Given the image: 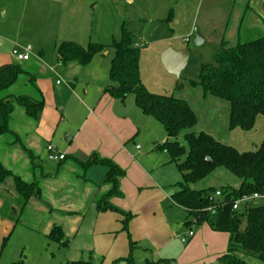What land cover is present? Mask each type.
<instances>
[{
	"label": "crops",
	"instance_id": "crops-1",
	"mask_svg": "<svg viewBox=\"0 0 264 264\" xmlns=\"http://www.w3.org/2000/svg\"><path fill=\"white\" fill-rule=\"evenodd\" d=\"M15 1L0 0V10L4 11L5 17V19L0 18V67L17 62L12 50L16 47L14 40L20 36L22 26L20 23L10 26L6 20L8 10L15 7ZM98 2L99 0H32L31 7L25 8L23 14L25 18L29 17L25 31L41 34L42 40L51 42L59 64H63L59 60L57 46L64 41L81 42L85 36L92 37L95 25V14L92 9L94 5L97 7ZM246 9H251L249 0L244 13L247 12ZM28 11H30L29 15ZM196 16L197 11L192 12L190 17L185 13L186 34L193 39L195 35L191 30L197 23ZM243 20L244 17L235 23L238 40H240ZM178 21L179 18L175 21L176 25ZM229 24L230 22L227 21L224 28H221L223 38L219 41L220 44L225 40V34H229ZM14 29L16 31H13ZM200 32L204 37L203 44L211 41L212 32L208 24L206 31L201 29ZM33 43L39 55L46 53L42 44L36 41ZM166 48L168 47L163 51ZM175 49L190 50L189 60L194 54V50L189 46L175 47ZM99 54L110 56L111 51L108 49ZM30 61L31 57L25 62ZM25 70L29 75L20 74L17 81L9 87L11 91L7 95H19L12 87L17 85L20 76L24 75L22 85H25V88L20 92L39 100L43 96L45 106L36 119L29 117L25 109L20 108L19 125L14 123L12 114L9 121L11 136H8V133L0 136V149H4L0 150V162L25 181L38 180L41 188V193L38 195L40 201L44 197L45 188L53 186V189L57 190V197L52 201L66 202V209H58L56 205H52L49 213L65 210L67 219L76 216L81 219L79 229L83 236L79 243H76V238L80 235L79 230L70 235L68 246L54 242L60 251V264H66V249L71 253L67 257L68 261L87 259L92 254L97 264L100 262L112 264L129 256L132 257L134 264H158L161 260H166L169 264H221L219 258L228 251L230 235L215 231L207 222L199 224L189 219L187 211L172 200L171 196L177 190L181 173L178 170L179 179L174 176L173 166L176 164L171 162L167 152L156 150L158 143L162 144L168 139L167 133L164 130L162 139L153 140L149 151H142L141 145L136 143L139 134L136 120L139 117L156 120L143 114L137 107L134 96L130 107L126 108L124 102L131 95L121 100L104 93V88L111 83L110 67L106 74L105 69L95 68L93 70V80L97 87L95 94L91 92L92 90L90 92L86 90L85 97L80 99L79 105L67 111V106L64 105L65 112H62L63 108L60 105L63 103L56 94V89H61L63 85L62 81L57 84L58 80L54 83L51 78L45 79L42 75ZM28 84L31 85V89L26 87ZM16 111L15 105L14 112ZM75 115L81 116L79 121L77 120L74 125L68 127L69 130L66 129L63 134L58 135L57 132L64 118L69 121L75 118ZM131 141L134 144L129 145ZM48 144H53L66 155L64 160L57 161L55 174L50 171L45 172L38 163L40 154ZM7 153L20 161L10 163L11 159L8 158ZM93 154L99 158L112 160L125 171V174L118 179V190L121 194L112 195L107 201L119 210L132 214L127 228L124 224L125 218L120 212L100 211L98 208L97 199L112 188L111 184L105 182L108 167L103 164H93L84 170L75 160L85 161ZM92 169L103 174L102 183H97L99 181ZM20 172H28V174L23 175ZM3 205L4 199L0 200V208ZM174 207L187 213L183 223H181V215L174 210ZM188 221L192 222L188 225ZM196 225H200L197 232L193 229ZM47 229H44L42 236L49 240L46 236ZM190 230L195 232L192 238H189ZM63 231L65 232L64 229ZM184 237L188 238L187 242H182L181 239ZM131 242L134 243L133 247ZM121 264L128 263L123 261ZM247 264L258 263L248 259Z\"/></svg>",
	"mask_w": 264,
	"mask_h": 264
},
{
	"label": "rangeland",
	"instance_id": "rangeland-1",
	"mask_svg": "<svg viewBox=\"0 0 264 264\" xmlns=\"http://www.w3.org/2000/svg\"><path fill=\"white\" fill-rule=\"evenodd\" d=\"M247 1L99 0L97 7H95L94 3L91 4L92 6L94 5L92 11L95 14L92 37L85 36L81 42H75L86 45L89 41H98L111 45L115 39H120L121 27L125 24V27L133 36L134 44L140 48V77L145 88L151 93L184 98L190 103L197 115V125L182 132L178 137L179 141L183 142V134L185 132L205 131L216 139L235 146L242 152L250 151L259 146L264 140V116L259 115L257 117L256 123L251 130L231 128L229 125V102L219 99L209 92L206 93L199 85L193 86L190 83L191 79L197 78L202 63L214 61L216 53L220 50L221 44L219 41L223 38L221 28H224L227 21L230 22L228 26L229 34L226 33L224 39L230 41V43L226 41L230 46L236 45L238 42L256 39L261 33L264 34V0H249L251 9H246L247 12L244 13ZM31 2L32 0H16L14 9L8 10L6 20L10 26L18 23L22 26L20 27L22 29L20 36L14 40L16 41V47L21 49V47L27 45L32 46L30 52L31 61L20 62L23 63V68L34 72L36 75H42L45 79L51 78L54 83L56 80L62 81L63 85L61 89H56V94L63 103L60 105L63 108L62 112H65L64 105L67 106L66 111L79 105L80 99L85 97L86 90L87 92L92 90L91 92L94 93L97 87L93 80V70L95 68L105 69L106 74L107 69L111 66L110 60L114 50L111 47L109 48L111 51L110 56L96 54L88 65H82L78 61L59 64L51 42L42 40L41 34L37 35L25 31L29 23V17L25 18L23 14L25 8L31 7ZM194 11H197V23L192 26L191 33H194L196 28L206 31L207 24L212 32L211 41L201 46H196L194 39L189 38L186 34L185 13L190 17ZM170 12H172V16L169 19ZM29 14L30 11H28ZM242 17H244V20L240 31V40H238V31L235 23L238 20L240 21ZM0 18L5 19L3 10H0ZM178 18L179 21L176 25L175 21ZM13 31L16 30L14 29ZM220 32L221 35H219ZM33 41L39 42L44 46L46 51L44 55H39L36 52V46ZM182 46H189L194 50V54L190 58L187 68L182 72L181 77H178L171 74L164 67L162 54L168 48L175 49V47ZM165 47L168 48L163 51ZM23 76L21 75L20 81L16 83L17 85L12 87L16 94H25L20 92L25 88V85H22ZM71 83L74 85L72 86ZM26 87L31 89L30 84ZM10 91L9 88L2 91L0 98L5 97ZM132 100L133 95L125 100L124 105L126 108L130 107ZM16 108L17 111L13 113V120L14 123L16 122L19 125L18 110L20 108L23 110V107L16 104ZM80 117L75 115V118L69 119V121L65 117V121L63 120L61 123L57 134H63L70 125H74L77 120L79 121ZM136 121L139 130L136 143L141 145L142 151L147 152L152 141L162 139L165 131L160 123L151 118L139 117ZM9 134L7 135L11 136ZM128 144L134 143L131 141ZM7 154L8 158L11 159L10 163L14 164L16 160H19L15 159L10 153ZM38 163L45 172L50 171L55 174L57 171L58 163L48 159L47 149H44L40 154ZM173 167L174 176L176 175L179 179V171L175 165ZM92 171L95 172L94 175L99 181L97 183H102L104 181V178H102L103 174H100L96 169H92ZM20 173L23 175L28 174V172ZM28 182H37L38 185L40 183L38 180H29ZM238 182V178L225 169L220 168L215 174L197 183L194 187L207 188L214 186L219 188L226 185H237ZM45 189L46 191L41 201L40 198L38 199V195L32 196L26 206L21 207L13 183L0 178V200L4 199V204H6L5 214L11 217H4L1 213L2 207L0 208V264H60V251L57 249L55 241L50 240L47 236L53 223L60 225L65 230V236L62 241L71 239L76 230H79L80 234L76 238V243L81 241V236H83L79 229L81 219L77 216L67 219L65 210H56L49 213L52 205H56L55 207L58 209H66V202H53V198L57 197V190H54L53 186ZM103 197L104 195L97 200L99 201ZM174 210L181 215V223H183L187 213L178 207H174ZM185 228L187 227L185 226ZM199 228L200 225L193 227L196 232ZM44 229H47L46 236L49 240L44 239L42 236ZM81 230L84 231L82 228ZM67 236L70 237L68 238ZM69 254L71 253H68L66 249V263L68 262L67 257H69ZM55 257L56 259H54ZM87 259L91 260L92 264H97L91 254Z\"/></svg>",
	"mask_w": 264,
	"mask_h": 264
},
{
	"label": "trees",
	"instance_id": "trees-1",
	"mask_svg": "<svg viewBox=\"0 0 264 264\" xmlns=\"http://www.w3.org/2000/svg\"><path fill=\"white\" fill-rule=\"evenodd\" d=\"M261 34L256 39L238 42L233 46L223 40L214 61L202 63L197 78L190 80L193 86L199 85L206 93L229 102L231 128L251 130L257 117L264 116V34ZM110 47L114 50L109 71L111 83L104 88V93L121 100L133 95L143 114L155 119L166 131L168 139L162 144L158 143L156 150L167 152L171 162L176 164L181 173V180L177 182L172 200L187 211L189 219L199 224L207 222L215 231L230 235L228 251L219 258L221 264H247L248 259L264 264V140L253 150L244 152L205 131L185 132L183 142L179 141L178 137L182 132L197 125V115L184 98L151 93L145 88L140 77V48L134 44L133 36L125 24L121 27L120 39H115L111 45L99 42L82 45L64 41L57 46V53L63 64L78 61L82 65H88L96 54ZM22 73L29 75L19 62L0 67V93L11 87ZM16 104L22 106L29 117L36 119L43 110L45 101L43 96L38 100L26 94L1 97L0 136L12 133L9 121ZM75 160L84 170L93 164L108 167L105 182L111 184L112 188L98 201V208L100 211L120 212L127 228L132 214L119 210L107 201L110 196L121 194L118 179L125 171L112 160L99 158L96 154L85 161ZM220 168L238 178V184L219 188L194 187ZM0 178L13 183L21 207L26 206L32 196L41 193L37 182L25 181L1 163ZM217 189L222 191L221 197L211 199ZM254 193L263 198L240 210L233 209L235 200ZM5 206L6 204L1 213L4 217H10L5 214ZM191 222L188 221L187 224ZM47 236L61 245H69L68 239L62 241L65 233L60 225L53 224ZM133 245L131 242V247ZM123 261L134 264L131 256L112 264H121ZM66 264L92 262L78 259ZM158 264L169 262L161 260Z\"/></svg>",
	"mask_w": 264,
	"mask_h": 264
},
{
	"label": "built area",
	"instance_id": "built-area-1",
	"mask_svg": "<svg viewBox=\"0 0 264 264\" xmlns=\"http://www.w3.org/2000/svg\"><path fill=\"white\" fill-rule=\"evenodd\" d=\"M31 50H32L31 45L25 46L24 49H20V48L15 47L12 50V55L17 62H25V61L30 59ZM60 83H61V81L58 80L57 84H60ZM138 148H140V146H138ZM46 149L48 152V159L51 161H61V160H64L66 158V155L64 153H61L53 144H48ZM221 195H222V191L220 189H217L214 192V194L211 196V199H217V198L221 197ZM262 198H263L262 195H260L258 193H254L251 196H243V197L234 201L233 209L234 210H240L244 206L249 205L251 202L261 200ZM194 235H195V232L193 230H190L189 231V238L194 237ZM181 240H182V242H187L188 238L184 237Z\"/></svg>",
	"mask_w": 264,
	"mask_h": 264
},
{
	"label": "water",
	"instance_id": "water-1",
	"mask_svg": "<svg viewBox=\"0 0 264 264\" xmlns=\"http://www.w3.org/2000/svg\"><path fill=\"white\" fill-rule=\"evenodd\" d=\"M194 35V44L201 46L204 42V37L198 28L195 29ZM190 54L191 52L188 49L168 48L162 54V63L171 74L181 77L183 70L188 64ZM208 161L210 162L211 160L208 159Z\"/></svg>",
	"mask_w": 264,
	"mask_h": 264
}]
</instances>
